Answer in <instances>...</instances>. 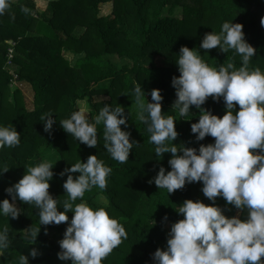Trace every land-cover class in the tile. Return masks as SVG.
<instances>
[{"label":"trees","instance_id":"1","mask_svg":"<svg viewBox=\"0 0 264 264\" xmlns=\"http://www.w3.org/2000/svg\"><path fill=\"white\" fill-rule=\"evenodd\" d=\"M10 3L11 7L0 16V125H13L21 134V143L0 150V165L10 168L0 174V201L12 202L5 189L18 182L28 167L41 162L40 157L52 149L61 163L52 169L49 192L58 199L62 211L67 199L63 188L67 175L59 174L79 159L86 162L90 155H97L112 172L106 189L93 187L85 192L83 200L93 208L104 207L127 232V239L102 264H154L152 254L158 248L166 249L171 225L183 219L175 209L186 199L206 205L212 202L201 196L202 182L186 184L171 194L150 183L161 166L166 172L171 170V154L156 157L155 146L149 142L150 133L138 119L135 88L141 86L148 93V102H152L151 90H160L162 114L176 119L179 135L174 144L198 149L200 144L213 143L210 136L196 141L191 133V124L199 118L194 106L185 117L172 108L176 96L171 80L180 75L176 55L182 46L198 50L204 35L219 33L224 22L239 23L246 41L256 50L249 69L264 71V0H46L41 2L44 7L36 0ZM107 4L111 7L109 12L103 8L101 14L100 7ZM21 6L29 8L30 14L22 12ZM9 49L13 51L11 59ZM199 50L210 67H226L228 63L236 69L241 66V57L232 49L227 53ZM65 51L77 57L73 64L65 58ZM111 56L131 65L116 68ZM18 84L30 87V107ZM83 100L91 105L90 122L105 103L124 108L128 127L121 128L139 144L134 145L128 162L113 160L103 147L102 123L97 125L96 148L80 143L61 128L59 122L69 118L77 110V101ZM202 107L220 117L225 112L222 98L215 102L209 97ZM49 112L56 120L51 134L44 131L40 119ZM15 204L21 210L18 218L0 216V229L7 228L10 237L0 264H11L21 254L29 255L31 248L38 255L29 257V264H71L58 259L60 247L49 239L50 234L56 233L61 240L67 223L39 226V210L34 204L19 200ZM215 204L228 217H246L245 211L221 197ZM72 215L68 213L69 221ZM38 227L40 232L32 244L25 239V230Z\"/></svg>","mask_w":264,"mask_h":264},{"label":"clouds","instance_id":"2","mask_svg":"<svg viewBox=\"0 0 264 264\" xmlns=\"http://www.w3.org/2000/svg\"><path fill=\"white\" fill-rule=\"evenodd\" d=\"M10 7V0H0V16ZM21 11L30 14L31 10L21 6ZM261 25L264 26V18ZM242 29L241 24L226 21L219 33H206L199 45V49H218L222 53L234 50L241 57L238 69L233 63L210 67L199 49L187 46H182L176 55L180 75L171 80L176 96L172 108L180 117H185L194 106L199 118L191 124V133L195 134L196 141L210 136L214 138L213 143L200 144L198 149L174 144L179 135L176 119L162 114L160 90H151L152 102H148V93L141 86L135 88L140 109L138 119L150 133L149 142L155 146L156 157L171 154L168 160L171 170L166 172L161 166L150 183L171 194L186 184L202 182L201 191L212 202L206 205L200 200L186 199L175 209L183 219L171 225L166 249L158 248L152 254L154 264H264V71L249 69L256 50L246 41ZM209 97L215 102L223 99L222 117L202 107ZM124 111L120 105L113 108L105 103L91 122L86 111L79 109L59 124L80 143L96 148L97 125L102 123L103 147L113 160L123 164L129 161L134 145H139L130 140L129 131L121 128V125L128 127ZM40 119L44 131L51 134L56 123L52 113H45ZM20 143L21 134L13 125H0V150ZM53 167L47 160L28 167L18 182L5 189L12 202L0 201V216L18 218L21 210L15 204L17 200L34 204L39 210V226L67 223L59 241V260L71 261V264H102L127 239V232L104 207L93 208L83 197L93 187L106 189L112 168L97 155H90L86 162L79 159L65 168L59 174L67 175L63 183L67 199L61 211L58 199L49 192ZM9 169L0 165V174ZM73 173L79 175L74 177ZM218 197L245 211L246 217L226 216L215 204ZM77 200L80 202L76 203ZM68 213L73 214L70 221ZM39 232L40 227L29 228L25 230V239L34 244ZM9 244L8 229H0V256ZM37 255V250L31 248L29 255L21 254L11 264H29V257Z\"/></svg>","mask_w":264,"mask_h":264},{"label":"rangeland","instance_id":"3","mask_svg":"<svg viewBox=\"0 0 264 264\" xmlns=\"http://www.w3.org/2000/svg\"><path fill=\"white\" fill-rule=\"evenodd\" d=\"M12 1H16V0H12ZM42 1H45L46 2V0H36V2H38V4L40 5V7H44V4L41 3ZM103 8H104L105 12L108 13L111 7H110V4L101 6L100 7V13H101V10H103ZM64 56L69 61V63H72V64L74 63V61L77 58L71 52H67V51L64 52ZM110 59L112 60V62L116 66V68H121L123 65H131V62H129V61L119 60V59H116L115 57H112V56L110 57ZM17 86L21 89V91L24 94V97L27 100V103H28V105L30 107V101H31V97H32V91H31L30 87L28 85H26V84H22V85H19L18 84ZM95 100L97 101L99 99H95ZM90 106L91 105L88 103L87 100H83V101H80L79 103L76 104V109L77 110L84 109L86 111V113H87L86 115H88L89 114V111H90ZM40 160L41 161L47 160V161L52 162L53 163V166H54L53 168H58L59 165H60V163H61V160L59 159V156L52 149L47 150L40 157ZM200 194H201V196L203 198H206V197H204L202 191H200ZM49 239L51 241L56 242L59 245L60 238H59L58 234H56V233L50 234L49 235Z\"/></svg>","mask_w":264,"mask_h":264},{"label":"built area","instance_id":"4","mask_svg":"<svg viewBox=\"0 0 264 264\" xmlns=\"http://www.w3.org/2000/svg\"><path fill=\"white\" fill-rule=\"evenodd\" d=\"M12 54H13V51H12V49H9V50H8V57H9V59H11V58H12Z\"/></svg>","mask_w":264,"mask_h":264},{"label":"crops","instance_id":"5","mask_svg":"<svg viewBox=\"0 0 264 264\" xmlns=\"http://www.w3.org/2000/svg\"><path fill=\"white\" fill-rule=\"evenodd\" d=\"M12 1V0H11ZM13 2H15V1H13Z\"/></svg>","mask_w":264,"mask_h":264}]
</instances>
